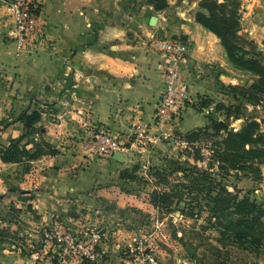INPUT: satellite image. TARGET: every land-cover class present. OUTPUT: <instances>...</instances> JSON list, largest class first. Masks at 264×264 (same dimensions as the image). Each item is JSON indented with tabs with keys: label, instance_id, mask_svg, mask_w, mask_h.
<instances>
[{
	"label": "crops",
	"instance_id": "crops-1",
	"mask_svg": "<svg viewBox=\"0 0 264 264\" xmlns=\"http://www.w3.org/2000/svg\"><path fill=\"white\" fill-rule=\"evenodd\" d=\"M241 10L239 32L264 49V0H241ZM42 15V33L14 58L9 54L16 44L9 32L12 19L5 0H0V62L18 58L23 70L32 76L45 73L46 99L62 106L64 116L59 127L64 124L68 132L78 131L82 137L100 127L117 133L135 119H142L145 124L154 121L164 88V56L151 45L148 34L151 31L156 34L162 21L157 17L156 25L149 23L153 13L146 4L135 0H42ZM191 24L194 33L186 41L187 59L181 74L187 78L191 92L204 89L213 92V77L225 78L223 68L230 67V62L214 32L196 20ZM188 103L183 110L190 108ZM173 121L179 129L183 127L182 122ZM62 141L59 143H63V152L57 153L61 157L70 155L84 161L89 158L80 138L63 135ZM53 159L45 155V189L30 172L19 182L21 188L38 184V190L30 198L16 199V206L30 203L38 216L34 218L28 209L19 215L8 212L6 222L11 224L10 234H15L17 242H9L2 239L5 235H0V264H129L122 244L128 241L130 231L122 222L129 218L124 208L130 205V197L116 198L115 205L121 212L114 215L115 211L109 208L112 204L104 198L96 200L105 194L104 184L61 178L66 167H55ZM56 169L57 175L51 176ZM112 216L121 221L120 226L103 229L98 247L102 257L96 262L61 259L55 247L48 244L37 256L30 246L32 239L39 236L41 226L52 219L63 220L82 232L97 225L96 220H114ZM0 227L7 229L4 221ZM151 264H159L155 254Z\"/></svg>",
	"mask_w": 264,
	"mask_h": 264
},
{
	"label": "rangeland",
	"instance_id": "rangeland-1",
	"mask_svg": "<svg viewBox=\"0 0 264 264\" xmlns=\"http://www.w3.org/2000/svg\"><path fill=\"white\" fill-rule=\"evenodd\" d=\"M135 1L149 7L153 13L149 20L151 25H156L157 17L162 21L156 34L153 35L151 31L152 34H148L149 37L172 38L185 45L186 41L191 39V34L194 33L193 27H190L191 22L196 20L195 11L201 8V0H167V4L158 9L150 0ZM239 10L241 13V0ZM183 22L186 25L180 26ZM245 37L252 39L247 46L249 48L254 46L255 50H259L264 63V49L257 47V43L250 36ZM21 51L24 50L18 49L15 44L9 54L12 53L15 58ZM18 60L16 58L14 61L12 58L0 62V146L23 133L25 119H28V115H34L36 118L32 123L36 125V128L31 134L25 135L21 142L33 139L45 140L50 143L54 151L48 150L47 153L33 160L13 161L6 164L0 158V222L4 221L7 227V229L2 227L3 232L0 235H5L2 239L17 242L14 238L15 234L13 232L10 234L11 224L6 222L9 218L8 212L19 215L20 212L28 209L34 218L38 216L30 203L24 202L22 207L16 206V199L30 198L32 193L38 190V184L31 188L20 187L19 182L25 179L29 172L32 173L30 175H33L35 182L43 184L45 189L46 155L54 157L53 165L55 167H66L65 172L61 170V178H74L97 185L104 184L107 187L106 190H103L105 194L97 196L96 200L104 198L106 203L112 204L109 208L115 211L114 215L121 212V209L115 205L116 198L120 195L130 197V205L124 208V212H127L129 218L122 222L130 231L128 241L126 240L127 242L122 244V250L125 251L123 253L128 260L132 261L140 252L150 250L155 254L156 262L158 259L159 264H221L223 261H228V264H264V254L257 255L255 252L239 246H228L216 254L211 244H220V234L214 228L208 226L203 228L204 225H208L205 218L206 213L203 212L196 218L181 212L182 208L187 209L188 207L189 193L187 191L184 192V200L179 203V206L173 202L167 210L154 206L150 199V192L154 187L166 190L174 187L173 182H160L158 176L155 175V170L165 168L170 158L183 160L187 157L188 143L184 134L188 130L200 126L211 127L212 122L219 118L224 119L229 128L239 127L247 115H255L257 119L264 118V99L259 103L242 100V109L244 110L242 116L235 118L230 115L226 117L225 113L229 104L237 105L240 101L238 100L240 96L230 87V84L246 85L256 77L255 73L239 68L229 61L230 67L223 68L226 73L225 78L220 79L215 75L212 79L215 91L211 92L209 88V90L204 89L197 93L190 91L191 100L188 103L190 108L182 109L181 115L175 119L182 122L183 127L180 129L174 121L163 130L155 124V121H152L149 124L144 123L147 130L141 139L135 140L133 134L123 135L132 131L135 121L143 122L142 119H135L124 129L118 130L117 133L110 131L112 134L121 133L124 141V148L119 150L124 159L118 160L112 154L102 156L91 154L87 150V142L95 134V129L81 137L78 131L76 134H74L75 130L68 132L69 130L65 129L64 124L59 127L58 123L62 122L64 116L62 106L57 104V101L51 102L53 100L46 99L45 73L41 76L40 73H35L37 76H32L29 71L23 70V66ZM207 64L204 65L207 66ZM183 79L189 85L187 78L183 77ZM67 127L72 130L71 126L67 125ZM63 135L80 138L79 142L85 156L89 158L84 161L82 158H71L70 155L61 157ZM59 141L62 142L59 143ZM68 143L72 145V142L68 141ZM58 152L61 153L57 154ZM202 153L208 155L206 147H202ZM189 158L192 160L191 156ZM197 163L205 165L206 159L197 160ZM261 169L263 175L260 180L243 175L241 178L230 177L229 182L235 183L240 193H247L264 205V164L261 165ZM58 171L56 169L51 176L57 175ZM175 176L176 173H172L168 179L173 181ZM28 204L30 206H27ZM112 217L114 220L99 219L95 223L98 227L102 226V230L110 225L120 226L118 223L121 221L116 216Z\"/></svg>",
	"mask_w": 264,
	"mask_h": 264
},
{
	"label": "trees",
	"instance_id": "trees-1",
	"mask_svg": "<svg viewBox=\"0 0 264 264\" xmlns=\"http://www.w3.org/2000/svg\"><path fill=\"white\" fill-rule=\"evenodd\" d=\"M150 1L157 9L167 4V0ZM200 7L195 11V19L219 37L228 60L256 74L246 85L230 84L240 96L237 98L240 101L237 105L231 103L226 107V117L242 116V100L259 103L264 99L262 53L255 50L254 46L249 48L247 44L252 39L239 32L240 0H201ZM35 118L34 115H28L24 123L25 131L0 146V158L3 161H28L48 150L54 151L45 140L21 142L25 135L31 134L36 128L32 123ZM214 121L211 127H196L184 134L188 143L187 157L183 160L170 158L165 168L155 170L160 182H173L174 187L169 190L154 187L150 192L151 202L167 210L173 202L179 206L187 191L188 207L182 208L181 212L196 218L206 213L208 225L203 228H214L220 234V244H211L216 254L228 246H239L257 255L264 254V205L249 194L240 193L235 183L229 182L230 177L241 178L243 175L254 180L262 178L264 118L247 115L239 127H230L226 132L214 126ZM202 147L207 148L208 155L202 153ZM204 159L205 165L197 163V160ZM172 173H176L173 181L168 179ZM2 232L3 228L0 227ZM221 264H228V261Z\"/></svg>",
	"mask_w": 264,
	"mask_h": 264
},
{
	"label": "built area",
	"instance_id": "built-area-1",
	"mask_svg": "<svg viewBox=\"0 0 264 264\" xmlns=\"http://www.w3.org/2000/svg\"><path fill=\"white\" fill-rule=\"evenodd\" d=\"M5 6L12 19L10 35L15 39L16 47L24 49L43 31L42 0H5ZM150 42L164 56V88L154 111L155 124L163 130L174 119H178L186 102L191 100L189 85L181 74L182 65L187 59V48L183 42L172 38L152 36ZM146 130L144 123L137 120L132 131L123 135L133 134L135 140L141 139ZM123 142L121 133L112 134L100 127L88 140L87 150L91 154L106 156L124 148ZM103 236L104 231L97 225L79 232L63 220L55 218L41 226L39 236L32 239L30 246L37 256L48 244L55 247L61 259L96 262L102 257L98 247ZM128 261L129 264H151L154 253L150 250L142 251L132 261Z\"/></svg>",
	"mask_w": 264,
	"mask_h": 264
},
{
	"label": "water",
	"instance_id": "water-1",
	"mask_svg": "<svg viewBox=\"0 0 264 264\" xmlns=\"http://www.w3.org/2000/svg\"><path fill=\"white\" fill-rule=\"evenodd\" d=\"M213 125L216 126V127H221L223 132H226L229 129L228 123L222 118H219L216 121H214ZM112 156L114 158L118 159V160H123L124 159L123 154L119 150L114 151L112 153Z\"/></svg>",
	"mask_w": 264,
	"mask_h": 264
}]
</instances>
